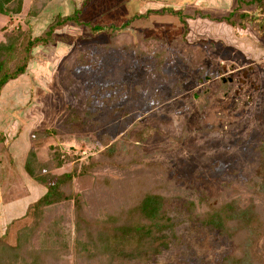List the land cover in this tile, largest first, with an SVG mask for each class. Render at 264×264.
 Here are the masks:
<instances>
[{"label": "rangeland", "instance_id": "rangeland-1", "mask_svg": "<svg viewBox=\"0 0 264 264\" xmlns=\"http://www.w3.org/2000/svg\"><path fill=\"white\" fill-rule=\"evenodd\" d=\"M157 1L22 0L21 13L0 15V42L18 30L41 35L58 15L75 11L88 23L56 31V42L36 48L26 73L0 97V188H10L9 200L23 198L19 207L0 205V239L15 247L31 235L27 264L59 238L73 252L69 264H76L78 214L105 228L107 217L100 223L89 208L111 202L117 187L130 179L129 172L110 165L75 179L82 203L57 208L69 217L58 235L52 220H46L47 231L36 225L34 211L21 215L42 193L25 167L29 152L42 162L54 163L59 151L87 163L111 145L121 164L131 163L124 153L131 149L185 192L166 202L174 224L167 229V248L153 257L116 256L111 264H219L231 242L200 220L187 203L190 196L232 199L243 209L256 206L261 223L252 229L244 264L255 257L264 263L256 252L257 247L264 252V0ZM199 3L201 8H193ZM158 7L161 11H154ZM169 7L181 11L178 18L162 10ZM147 10L146 18L136 19ZM113 27L129 32L117 38ZM76 164L51 172H69ZM106 182L111 187L102 185Z\"/></svg>", "mask_w": 264, "mask_h": 264}, {"label": "trees", "instance_id": "trees-1", "mask_svg": "<svg viewBox=\"0 0 264 264\" xmlns=\"http://www.w3.org/2000/svg\"><path fill=\"white\" fill-rule=\"evenodd\" d=\"M239 1L242 4V1L245 0ZM252 1L258 3L261 0ZM261 6H264V1ZM169 11L176 15L181 14L180 10L169 9ZM21 12L22 0H0V15L14 16ZM148 13L150 11L139 14L136 19L146 17ZM74 22H77L78 25L88 24L80 20L77 11H75L66 16L58 15L41 35L33 37L23 30H18L15 34L13 32V35L9 34L11 32L6 34L8 42H0V97L8 83L26 73L29 62L34 58L33 54L36 48L54 44L58 38L55 32L69 27L70 24L73 25ZM127 27L116 30L113 27L112 33L118 30L116 36L120 38L121 35L125 36L129 32L125 30ZM100 31L102 30L98 29L94 32L99 33ZM131 36L127 42L130 41ZM124 153L131 157V163L121 164L119 158L115 157V146L112 145L107 146V150H102L99 157H89L87 163L78 162V158L62 154L59 151L55 152L54 163L40 161L32 150L28 154L25 164L28 174L46 188V192L29 206L28 213L34 211L36 225L38 227L45 226L47 231L49 226L46 220L49 219L50 222L52 220L51 225H55V229H57L55 232L58 235L61 233V225L66 224L69 217L65 213H58L57 208L60 205L68 208L72 201L76 206H80L82 203L83 196L74 191L75 179L85 175L90 176L94 171H100L104 166L109 165L130 173L128 185L125 184L123 188L117 187L109 200L111 202H98V208L96 202H94V206L90 204L91 208L89 209L93 210L98 222L103 223V217H107L108 223L105 228L98 229L86 220L82 221L78 214L74 247L76 264H111L116 256H137L143 252L149 257H153L160 252L161 247L169 246L166 241L169 237L167 229L174 230V224L169 214L166 213V202L171 200L169 197L183 198L181 193H185L184 189L177 187L167 172L161 171L145 161L141 163L137 157L132 155L131 149H127ZM36 159L39 162L37 166L34 165ZM71 161L77 163L71 171L62 174L51 172L53 169L64 167ZM134 167L136 169H133ZM46 170L51 174L45 173ZM124 178H126L125 174ZM99 180L103 182L101 177L98 178ZM106 183L102 185L111 187L112 184ZM175 191L176 193L173 194ZM186 199L200 220L215 227L223 237H228L231 242V252L224 255L219 264H244L248 244L252 239V229L259 227L258 225L261 223L260 211H255L256 206L238 208L236 201L234 202L232 199L224 200L222 203L220 200L200 198V196H190ZM87 212L91 211L87 210ZM27 229L33 230V228ZM24 234V232L21 233V239ZM51 235V231L46 233L45 246L49 243ZM26 239L15 247L8 246L0 239V264H6L9 261V264H19V261L26 264L28 261L30 262L31 257L29 260L25 249L31 242L32 236L30 235ZM157 242L158 245H156ZM256 252L257 256L260 255L264 258L261 248L257 247ZM71 254H73L71 248L59 238L56 244H51L50 247L44 249L42 256L37 257L34 264H69L68 257ZM255 259H247L249 261L247 264H261L259 257H255Z\"/></svg>", "mask_w": 264, "mask_h": 264}, {"label": "crops", "instance_id": "crops-1", "mask_svg": "<svg viewBox=\"0 0 264 264\" xmlns=\"http://www.w3.org/2000/svg\"><path fill=\"white\" fill-rule=\"evenodd\" d=\"M158 1H160V0H158ZM158 1H157V3H158ZM225 1H227V0H225ZM222 3H224V2H222ZM200 4V3H199ZM225 4V3H224ZM194 7L193 8H196V7H198V8H201V4L200 5H198V6H196V5H193ZM160 7V6H159ZM156 8V10H154V11H159L160 10V8ZM168 9H174L173 7H169V8H164V9H162L164 12H166V14H168V12H169V10ZM175 10V9H174ZM148 11V10H147ZM146 11V12H147ZM161 11V10H160ZM169 14H171V15H174L175 17L177 16V18H178V16L179 15H176V14H173V13H169ZM153 15H165V14H162V13H154ZM142 18H144V17H142ZM141 18V19H142ZM146 18V17H145ZM224 22V21H223ZM225 23H227V22H225ZM228 25H232V24H230L229 22L227 23ZM32 179H34V178H32ZM35 180V179H34ZM36 185V184H35ZM32 187H35L34 185H31ZM4 187V186H3ZM6 187V188H5ZM4 188H3V191H1V188H0V205L1 204H3V205H6L7 206V209H9V207H10V209L11 208H13L14 206L16 207V206H18V204H20V201L22 202V199H19L18 200V202L16 201L18 198H15L14 196H13V198H12V200H9L10 199V197H7L8 196V190L10 189V188H8L7 186H5ZM36 188L38 189V190H41L42 191V193L39 195V197L38 198H36L34 201H32V202H30L28 205H27V207L25 208V211L23 212V214H21V215H27L28 214V211H29V206L32 204V203H34V202H36L45 192H46V188H45V186L43 185V184H39L38 183V186L36 185ZM6 194H7V196H6ZM27 197V196H26ZM25 198V197H24ZM22 204V203H21ZM20 206V205H19ZM18 206V207H19ZM14 207V208H15ZM17 207V208H18ZM6 209V208H5ZM9 214V213H8ZM2 216V215H1ZM17 217H20V215L19 216H17ZM14 219V218H13ZM8 222H11V219L9 220V221H7V223H6V225L8 224ZM1 223V222H0ZM1 229L2 228H0V231H1Z\"/></svg>", "mask_w": 264, "mask_h": 264}]
</instances>
